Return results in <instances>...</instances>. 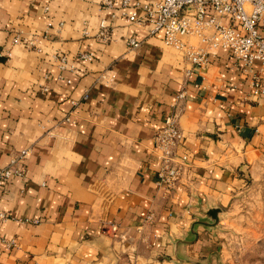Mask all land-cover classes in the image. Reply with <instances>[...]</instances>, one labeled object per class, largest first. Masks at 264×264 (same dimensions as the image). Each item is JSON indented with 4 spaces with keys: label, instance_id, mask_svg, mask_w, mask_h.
I'll return each mask as SVG.
<instances>
[{
    "label": "crops",
    "instance_id": "1",
    "mask_svg": "<svg viewBox=\"0 0 264 264\" xmlns=\"http://www.w3.org/2000/svg\"><path fill=\"white\" fill-rule=\"evenodd\" d=\"M120 5L0 0V165L30 149L1 191L0 264H210L212 232L177 240L264 168V95L228 65L231 50L191 65L161 32L114 15ZM174 109L191 163L166 192L153 135Z\"/></svg>",
    "mask_w": 264,
    "mask_h": 264
},
{
    "label": "built area",
    "instance_id": "2",
    "mask_svg": "<svg viewBox=\"0 0 264 264\" xmlns=\"http://www.w3.org/2000/svg\"><path fill=\"white\" fill-rule=\"evenodd\" d=\"M104 1L109 6L114 5V0ZM132 3V0H121L113 14L147 26L151 35L161 32L164 43L176 48L191 65L205 66L216 51L231 50L234 60L228 65L246 73L256 93L264 95V77L255 68L256 62H260L261 71L264 70V0H137ZM107 27L106 20H101L99 32L103 37H109ZM13 43L41 50L33 38L19 33ZM129 44L135 48L140 41L130 38ZM81 56L91 60L94 54L84 51ZM53 58L61 68H74L64 52L54 53ZM101 77L105 82L113 79L106 71ZM183 95L184 92H180L179 98ZM182 138L179 110L174 109L153 135L154 148L160 158L157 183L166 192L177 186L191 163L189 152L178 149ZM29 154L30 149L25 148L7 165H0V199L1 191L14 175H25L21 162ZM8 217L6 212L0 211V224Z\"/></svg>",
    "mask_w": 264,
    "mask_h": 264
},
{
    "label": "rangeland",
    "instance_id": "3",
    "mask_svg": "<svg viewBox=\"0 0 264 264\" xmlns=\"http://www.w3.org/2000/svg\"><path fill=\"white\" fill-rule=\"evenodd\" d=\"M210 264H264V168L225 205Z\"/></svg>",
    "mask_w": 264,
    "mask_h": 264
},
{
    "label": "water",
    "instance_id": "4",
    "mask_svg": "<svg viewBox=\"0 0 264 264\" xmlns=\"http://www.w3.org/2000/svg\"><path fill=\"white\" fill-rule=\"evenodd\" d=\"M203 216H199L190 226L188 235L183 239H178L176 243H191L198 238L199 228L213 232L218 226L220 216L224 209L219 205H211L205 209L201 208Z\"/></svg>",
    "mask_w": 264,
    "mask_h": 264
}]
</instances>
